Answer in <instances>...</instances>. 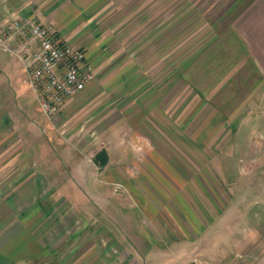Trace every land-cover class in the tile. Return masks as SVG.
I'll use <instances>...</instances> for the list:
<instances>
[{"label": "rangeland", "instance_id": "374dc122", "mask_svg": "<svg viewBox=\"0 0 264 264\" xmlns=\"http://www.w3.org/2000/svg\"><path fill=\"white\" fill-rule=\"evenodd\" d=\"M234 1L238 0H87L82 11L87 30L75 41L66 40L51 24L64 42L88 48L94 77L69 100L71 112L61 115L67 98L51 117L40 113L56 127L55 137L44 133L40 118L32 121L44 135L47 149L57 154L53 163L61 165L54 173L44 171L38 177L45 185L41 197L52 196L49 201L55 204L47 211V224L52 222V233L66 230L62 238L71 242L64 244L62 256H46L39 263L264 264V104L231 121L223 116L222 126L214 132L204 127L214 119V105L179 77L184 63L218 32L220 26L214 21L220 13L226 12V19L235 15V8H229ZM0 53L11 54L5 48ZM141 75L159 89L164 88L166 77L173 81L172 109L168 114L159 111L158 120H173V128L168 126L165 134L184 143L165 144L186 150L189 175L179 177L187 180L183 190L173 191L162 164L150 160L155 156L143 160L155 145L144 132H137L132 115L125 112V106L136 107L133 100L128 103L145 85H140ZM150 121L147 113L142 125L150 127ZM159 133L155 135L165 140ZM73 151L89 163L82 167L83 174L64 167L65 154ZM102 151L108 155L104 166L96 158ZM31 152L25 156L34 162L36 155ZM173 161L171 170L167 167L171 177L172 167L177 170L175 163H179ZM16 171L0 176V198L18 180L17 174L9 175ZM150 176L169 188L167 199H162L163 191ZM140 181L151 184L158 205L143 192L147 206L140 207L136 190ZM149 205L156 206L155 211ZM145 210L152 212V219ZM85 251L88 256L82 260Z\"/></svg>", "mask_w": 264, "mask_h": 264}, {"label": "crops", "instance_id": "0c3cea01", "mask_svg": "<svg viewBox=\"0 0 264 264\" xmlns=\"http://www.w3.org/2000/svg\"><path fill=\"white\" fill-rule=\"evenodd\" d=\"M86 1L0 0V48L3 49L4 43L16 47H22L25 43L22 42L23 37L20 34L12 35L9 31V25L16 15L25 19L37 17L43 23L53 24L57 33L66 40L75 41L80 37L83 38V33L87 30L83 27L86 24V15L82 12L85 8L83 3ZM229 8H235V15L226 19V12L223 11L216 20L214 19V23L218 22V27L220 26L218 32L197 52L195 57L184 63L179 72L182 83L188 81L189 84L197 87L199 92L214 105V119L211 124L204 125V127L213 128L214 132L216 128L222 126L223 116L231 121L237 119L243 111L253 113L264 104V0H238L236 3L235 1L231 3ZM32 45L34 46L35 43L33 42ZM85 50L91 62L90 51L88 48ZM139 79L140 85H145L140 89L135 88L136 91L131 95L128 103L130 106L133 100L136 107H133V110L131 107L124 108L126 113L132 115L134 125L138 128L137 132L140 134L144 132L149 141L155 145L154 150L144 155L143 160H149L151 155L155 156L150 160L162 164L163 176L169 177L167 182L173 187V191L174 188L183 190L187 180L181 181L179 177L189 175V167L187 163H184L186 150L184 146L171 148L170 145L168 147L165 144L184 143L180 139L177 140L165 134L168 126L173 128V120L165 119V123L158 120L159 111L168 114V111L172 109L173 81H169L166 77L164 88L159 89L153 83H147L142 75ZM76 94L65 101L63 107L66 106L62 116L71 112L73 101L69 100ZM86 105L85 103L84 106ZM203 107L206 108L205 103ZM40 113L37 95L32 86L27 83V72L23 62L12 53L10 55L0 53V176H6L13 168H17V171L9 175H18L16 182L12 181L8 187L5 186L6 191L10 193L0 198V264H30V262L42 264L39 262L46 256H62L64 244L71 243H66L69 237L65 241L62 238L66 230L59 229L52 233L50 231L52 222L47 224V219L50 218L47 211H52L55 204L53 200L51 203L49 201V198L53 199L52 196L44 199L41 197L40 191L41 188H45V185L41 184L38 177H43L44 171L54 173L61 165L57 162L53 163L57 154L47 149L44 135H41L39 126L32 122L40 118L38 120L44 133L48 132L56 136V127L52 126L48 118H41ZM147 113L151 118L152 126L150 127L142 125ZM62 116L59 118L60 122L63 121ZM182 122L181 119L179 123L183 127L184 122ZM155 133H159L165 140L162 141ZM202 136H198L197 141ZM38 144L42 145L39 149ZM29 152L35 153L34 162H29L30 158L25 156V153L29 154ZM73 152L75 156L71 158ZM73 152L65 154L68 163L63 166L65 169H78L83 174L82 167L85 169L89 163L83 161L78 151ZM41 159L45 162H40ZM173 160L179 163L178 165L175 163L177 170L172 167L171 177L168 168L171 170L169 162H174ZM90 167L92 168L91 165ZM150 179L154 181L152 184H158L163 191L162 199H167L169 188L160 185L161 182L153 179L152 176ZM138 184L139 187H136V190L141 199L144 198L143 203L140 199V207L147 206L143 192L149 193L148 197L153 198L158 205L157 196L154 195L151 184L141 181ZM149 207L154 211L156 209V206L149 205ZM146 213L150 219L153 218L151 211ZM85 248L88 249V243ZM87 254V251L82 252L81 259L83 260L84 255L87 257ZM74 261L70 264H77L78 260Z\"/></svg>", "mask_w": 264, "mask_h": 264}, {"label": "built area", "instance_id": "2783aa9c", "mask_svg": "<svg viewBox=\"0 0 264 264\" xmlns=\"http://www.w3.org/2000/svg\"><path fill=\"white\" fill-rule=\"evenodd\" d=\"M9 29L12 35L26 37L21 48L2 45L24 61L27 82L36 92L43 115L56 114L67 98L84 90L93 79L94 69L85 50L58 38L51 24L16 15Z\"/></svg>", "mask_w": 264, "mask_h": 264}, {"label": "trees", "instance_id": "16d2710c", "mask_svg": "<svg viewBox=\"0 0 264 264\" xmlns=\"http://www.w3.org/2000/svg\"><path fill=\"white\" fill-rule=\"evenodd\" d=\"M96 158H98V159L100 158L101 160L98 163L104 165L107 162L108 156H107V153L106 152L102 151V152H100V153L97 154V157Z\"/></svg>", "mask_w": 264, "mask_h": 264}]
</instances>
